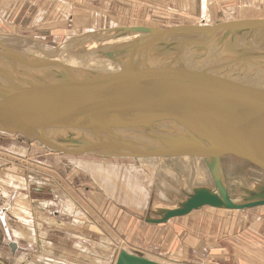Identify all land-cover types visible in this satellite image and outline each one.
<instances>
[{"label": "rangeland", "instance_id": "374dc122", "mask_svg": "<svg viewBox=\"0 0 264 264\" xmlns=\"http://www.w3.org/2000/svg\"><path fill=\"white\" fill-rule=\"evenodd\" d=\"M202 19L212 23L210 25L217 22L264 19V0H0V40L17 52L35 48L47 53L64 41L80 43L107 38L110 34L117 36V33L110 31V27L150 26L167 29L180 25H199ZM230 36L232 38L227 42L233 43L236 49H227L225 45H221V54L228 56L227 58L264 55L262 47L256 48L251 43L264 40V31ZM189 43L191 41L185 44ZM238 43L241 44L239 47ZM166 44L154 49V54L176 56L185 46L182 41ZM114 47L106 48L103 52L109 53L116 49ZM68 58L62 57L63 60ZM257 61L264 62V59ZM255 68L260 69L256 75L260 71L264 73V66ZM0 80L5 81L3 76ZM84 136H76L69 141H49L71 151L61 153L47 149L36 140L0 131V203H5L8 198H15L14 205L8 212L10 224L32 221V203L55 200L49 193H36L40 191L36 188L42 183L48 189L47 187L61 181L65 182L68 189L71 186L70 190L75 189L72 187L74 185L84 193V188L93 192H88V196L99 197L100 202L106 203L105 208L113 206L110 212L115 213V231L110 228L109 231L112 237H116L118 244L114 243V247L102 231H92L93 239L98 240L101 250L94 249V258L88 264H114L119 250L126 248L132 252L133 249L142 250L148 254L146 257L142 253L143 256L162 264H245L243 260L251 262L252 259L243 257L242 249L238 248L235 239H239L234 238L237 226L240 228L237 230L238 235L243 230H248L247 235L258 234L259 251H264V207L241 211L204 207L183 218L170 220L168 224L173 221L178 223L174 225L175 228L144 221L145 217L157 218L158 210L176 208L196 188H214L204 158L189 156L188 159L187 156H179L166 160L162 157H155L156 160H135L86 153V156L76 159L71 154H80L86 145L100 144L87 135L90 139L84 140L87 139ZM149 138L156 142L154 145L149 144V148H159L157 145H162L158 143L161 142L160 139ZM53 152L59 156L55 158L53 154L56 153ZM42 158L49 163L50 168L40 169L38 160ZM240 158L235 154H224L220 158V175L228 186V193L232 198L242 197L234 200L235 203H242L250 193L264 188V167ZM39 172H44L55 180L45 181L43 176L37 174ZM197 176L202 179L198 180ZM107 177L113 182L108 186L110 188L102 185V180ZM255 187L257 188L254 189ZM244 189L254 191L243 196ZM78 192L73 197L83 196ZM52 207L59 208L58 205ZM143 231L145 232L142 234ZM71 232L68 231L67 234ZM98 233L100 237L97 236ZM183 238H187L184 239L185 244H182ZM243 239L247 243L248 238ZM76 241L93 246L88 240ZM211 248L213 251L210 253ZM114 249H117L116 254Z\"/></svg>", "mask_w": 264, "mask_h": 264}, {"label": "water", "instance_id": "95a60500", "mask_svg": "<svg viewBox=\"0 0 264 264\" xmlns=\"http://www.w3.org/2000/svg\"><path fill=\"white\" fill-rule=\"evenodd\" d=\"M122 30L148 37L141 45L128 50L131 65L118 76L86 75L80 78L66 73L59 80L60 83L27 75H21L23 79L17 78L12 83L6 77L8 85L0 84V131L36 140L51 151L65 153L70 149L39 139L38 133L46 128L96 124L101 127L93 131L104 141L86 145L81 153L135 160L179 156L208 159L207 166L216 191L196 188L176 208L158 210L157 218L145 217L144 221L149 224H165L204 207L234 211L263 207L264 188L250 193L245 202L235 203L231 200L222 186L220 158L224 154H235L264 167V73L255 76L245 71H230L228 67L170 64L138 69L132 63L136 49L152 48L165 42L172 34L198 35L195 42L202 35L209 38L218 32H224L223 37L226 38L237 32L264 31V19L180 25L167 29L133 26L122 27ZM108 57L115 58V55L109 52ZM0 58L13 63L14 70L18 68L17 63L30 68L49 65L63 67L51 60H36L13 51L1 41ZM260 58L264 59V55L242 57V61L250 59L252 65L264 66L263 61H257ZM232 60L226 65L232 64ZM125 116L129 117L123 119ZM156 120H170L183 126L187 136L169 142L160 138L161 142L158 143L162 145H157L159 148H144L141 143L108 132L110 128L130 127L131 131H137L142 125ZM36 189L43 190L41 187ZM8 248L14 255L17 245L11 242ZM115 264L162 263L138 252L120 250Z\"/></svg>", "mask_w": 264, "mask_h": 264}, {"label": "bare ground", "instance_id": "6f19581e", "mask_svg": "<svg viewBox=\"0 0 264 264\" xmlns=\"http://www.w3.org/2000/svg\"><path fill=\"white\" fill-rule=\"evenodd\" d=\"M199 24L210 25L212 23L206 22L205 19H202ZM111 28L113 27H110V31L117 33L116 34L117 36H115V34L112 33L114 35L110 34L107 38H102V39L95 38V39L86 40L85 42H80V43L79 42L70 43L66 41L65 43H61V45L58 46L55 50L51 52H47V53H45L42 49L35 50V48L28 49L23 52L18 51L19 53H22L23 55L34 58L36 60H46V59L51 60L53 62L61 64L63 67H59L57 65H49V66H45L41 68H30V67L22 66L17 63L18 68L17 70H14L13 63L3 58H0V76L1 77L3 76L4 79L6 77H9V80L13 81L12 83H15V80L17 78H20L23 76L26 77V75L33 76L35 78L37 77L41 79H46L44 81L51 80L54 83H60L59 80L61 79V77H65L63 75H65L66 73H71L80 78L85 77L86 75H89V76L107 75L110 77L118 76L123 71L124 68L131 65V62L129 61V58H128V50L131 47H134V46L137 47L138 45H141L142 43H144V41L147 40L148 36L146 34L123 32L122 27H115L113 29ZM223 36H224V32H218L217 34H215L214 37L211 36L209 38H207V36L205 37L204 35H202L201 38H198L196 42H192L196 40L197 37L199 36L198 35L196 36V35L172 34L165 39V42H162L160 44H155L154 46H152V48L142 49V50L136 49L134 51V59H133L132 65L138 69H142L144 67H156V66H161V65H166V64L167 65L170 64L173 66L184 65V66L202 67V68L215 66V67H226V68L228 67L230 71H238V72L245 71L247 74L248 72L249 73L251 72V75L259 73L260 69L255 68L258 65H255L252 67V61L250 59H248L247 61L245 60L246 64L242 65L241 63H245L242 61V58L237 60L235 58H227L228 56L226 57L224 54H221L223 45H225L227 49H236L233 43L227 42L228 39L229 38L231 39L232 37L229 36V37L224 38L225 36L224 37ZM0 41L4 45L6 44L2 40ZM178 41H182L183 44L188 43L189 41H191V43L187 45L185 44L186 46L182 50L181 54H178L176 56L169 55V54L157 56L156 54H154V49H159L160 47H162L163 44L167 43L166 45H170L172 43H177ZM251 43L256 48L262 47L264 49V40L252 41ZM240 45L241 44L238 43L237 47H239ZM114 46H116V49L111 52L114 53L116 59L108 57V52H103L105 51L106 48H110V47L112 48ZM125 49L127 50L124 53H122V51ZM65 56L69 57L68 60L62 59V57H65ZM229 59L230 60L233 59L231 62L232 64L226 65L227 62L230 61ZM237 61L239 62L241 61V62L238 63ZM258 67H260V65ZM12 69H13V72L11 71ZM261 72L262 71H260V74H262ZM47 77H51V78L47 79ZM20 79H23V78H20ZM7 81L5 80L3 82L0 80V84L6 85ZM128 117L129 116H125V118L123 119H127ZM110 123H113V122H110ZM100 127L101 126H98L96 124H92V125L85 124V125H80L79 127L46 128V129L41 130L37 136L39 139L46 140V141H60V140L69 141V140H72V138H76V136H78L79 138V136L83 137L84 135L85 136L87 135L89 137H92L93 141L95 140L97 142L102 143L103 138L98 137V135L94 133L93 131V129H100ZM139 128L140 130H137V131H131V127L129 129L127 128L125 129L112 128L111 129L110 128L108 132L113 135L123 136L124 138L130 141L141 143L143 144L144 148H147L148 146H150L149 144L151 143L153 145L156 143L155 141H150L152 139H150L149 137H153L157 139L161 138V139H164V141L169 142L171 139H179V138L187 136V133H186L187 130L183 126L173 121H170V120L151 121L150 123H148V125H142ZM87 136H86L87 139H84V140L90 139ZM172 158H175V157H162V159L164 160L172 159ZM187 158L190 159L189 156H187ZM148 159H155V158H148ZM207 161H208L207 159H204L206 166L208 163ZM97 169L98 171H100L99 168ZM196 178L198 180L202 179V177H198V176ZM210 178L212 179V176H210ZM212 182L214 183L213 179H212ZM221 182H222V186L228 192V186L225 183V181L222 180V178H221ZM256 188L257 187H255L254 189ZM254 189H244L243 196H247L251 191H254ZM211 190L216 191L215 187ZM228 195L233 202L234 200L236 201L242 198V197L232 198L230 193H228ZM243 202H245V200ZM220 209H223V208H220ZM2 210H4L5 212L6 209H2ZM115 263H116V260H115Z\"/></svg>", "mask_w": 264, "mask_h": 264}, {"label": "crops", "instance_id": "0c3cea01", "mask_svg": "<svg viewBox=\"0 0 264 264\" xmlns=\"http://www.w3.org/2000/svg\"><path fill=\"white\" fill-rule=\"evenodd\" d=\"M57 47L58 46L55 45L54 48ZM84 154L85 153H77L71 154V156L78 159L82 156H86ZM53 155L55 156V158L56 156H59L57 153ZM60 157H62L61 154ZM43 159L44 158L38 160L40 161V164H38L40 169L45 170L46 168H50L48 165L49 163L47 164V162L43 161ZM97 168L99 167L97 166ZM37 174L41 177L43 176V178H45V181L51 182V180H55L54 177L44 172H39ZM102 181V185L107 188H110L108 186L113 183L110 178L108 179V177ZM46 186V184L41 183L40 187L43 190L36 191V193H49L55 198V200H40L38 202L32 203L30 206L32 207L33 220L29 223L27 221H25V223L20 222L21 224H19L18 222L14 225L9 223L8 212L14 205L15 198H8L5 203H0L1 262L6 264H88V262H91L94 258V249H99V251L101 250L98 247V240L93 239V233H91L92 231H102L104 233V237L108 239L109 242H111L112 246H116L114 245V243L118 244V241H116L115 239L116 237H112V234L110 233L111 231H109L110 229L115 231L116 221L115 217L113 216L115 213L113 214L111 213L112 211L110 212V209L113 206L109 208L108 205L105 208L106 203L104 204L102 201L100 202L99 197L90 198L88 196V192L91 191L87 190L86 188H84V190L87 194H85L82 189H77L74 185H72V187L76 190H70L71 186L68 189L65 182L61 183V181L59 183H56V185L54 186L47 187L48 189H46ZM78 191L83 196L73 197V195L77 194ZM52 205H58V210L52 207ZM86 205L88 207H86ZM19 207L22 211L24 210L21 206ZM2 209H6L5 212ZM112 210H114V208H112ZM17 215L19 216L20 214L17 213ZM83 216L85 217V219ZM168 222L163 225H165L166 227L175 228L174 225L178 224L174 221L170 224H168ZM239 229L240 228L237 226L234 238L239 239L235 240L238 244V248L242 249V253H244L243 257H251L253 261H258L253 262L251 260V262H249L243 260V262L245 264H264V262L262 261V259H264V251H259L260 248L258 245V234L251 233L247 235L246 231L248 230H243L240 233L241 235H238L237 230ZM252 230L253 229L251 228L250 231ZM68 231L72 232L67 234ZM144 232L145 231H143L142 234ZM158 235L159 233L157 234V236ZM97 236L100 237L99 233ZM243 237L248 238L249 242L248 239H246L247 243H244ZM187 238L182 239V244H185L184 239ZM77 239L88 240V242H90L93 246L89 247L88 245L82 244L81 242H77ZM11 242H14L17 245V250L14 255L11 254L10 249L8 248V244ZM203 246L204 244H202V247ZM204 248L208 250L206 246H204ZM114 250V254H116L117 249ZM206 250L204 252H206ZM209 250L210 253L211 251H213L212 248ZM126 251L132 252L128 248H126ZM133 252L141 253V255L145 254L146 257H148V254H146L142 250L133 249ZM89 256H91V258Z\"/></svg>", "mask_w": 264, "mask_h": 264}]
</instances>
